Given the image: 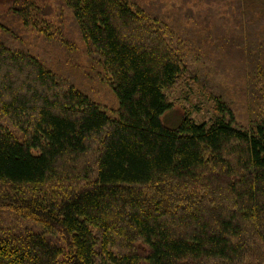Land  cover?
<instances>
[{
	"label": "trees",
	"instance_id": "16d2710c",
	"mask_svg": "<svg viewBox=\"0 0 264 264\" xmlns=\"http://www.w3.org/2000/svg\"><path fill=\"white\" fill-rule=\"evenodd\" d=\"M57 1L59 16L12 0L14 19L69 46L67 17L118 109L21 49L0 21V209L34 227L0 232V264H264V0H236L241 115L187 63L203 44L192 48L151 8ZM184 77L214 104L213 121H162Z\"/></svg>",
	"mask_w": 264,
	"mask_h": 264
},
{
	"label": "rangeland",
	"instance_id": "374dc122",
	"mask_svg": "<svg viewBox=\"0 0 264 264\" xmlns=\"http://www.w3.org/2000/svg\"><path fill=\"white\" fill-rule=\"evenodd\" d=\"M134 1L156 12L160 19L168 23L171 29L175 30L176 35L185 39L192 48L199 45L196 43H200L201 46L203 44L202 56H194L197 58L196 64L189 62L190 57L188 53H185L187 63L192 65L194 70L207 80L217 93L221 92L233 105L234 110L236 112L238 110V115L239 113L241 115L243 112L239 110L242 109L243 97H245L243 81L248 69L245 63L247 52L243 53L244 48L236 45L243 39V36L239 35L243 23L238 28L235 27L236 21L242 17L240 10L241 15L236 13V0ZM35 2L40 6H49L48 12L58 9L57 16L60 11L62 12L57 6V0H35ZM11 3L12 0H0V21L10 29L11 36H14L20 41L19 44L24 46L21 49L32 51L34 55L45 59L46 64L53 67L55 71L59 70L61 75L73 77L75 84L79 86L82 84L80 87L83 91L89 93L95 101L108 110H117L118 101L114 93L106 83L95 78V69L92 71L93 65L87 61L86 49L72 22L66 17L64 27H62L63 41L69 46H64L59 40L45 43L35 31L18 26V22L14 19L15 15L12 13ZM55 18L61 25L60 17L55 16ZM251 24L254 25L252 22ZM254 31L253 28L249 30L252 34H255ZM257 35L260 37L259 33ZM209 46L212 50L215 46L219 48L212 51L214 56L212 60L207 61L205 53ZM15 47L18 48V46ZM168 95L174 103V108L163 116L162 121L171 128L179 127L186 116H190L197 123H203L213 121L217 115L214 104L205 96L204 91L196 82L186 77ZM245 111L247 114L246 108ZM246 114H244L245 117ZM0 125L8 126V122L1 115ZM18 227H24L28 231L34 229L28 220L20 218L10 210L0 209V232H14V228L18 229Z\"/></svg>",
	"mask_w": 264,
	"mask_h": 264
}]
</instances>
